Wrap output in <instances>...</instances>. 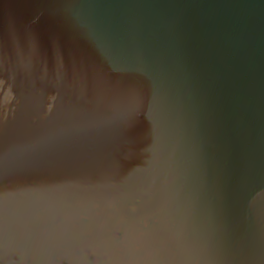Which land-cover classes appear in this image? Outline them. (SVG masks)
Masks as SVG:
<instances>
[{"label":"water","instance_id":"water-1","mask_svg":"<svg viewBox=\"0 0 264 264\" xmlns=\"http://www.w3.org/2000/svg\"><path fill=\"white\" fill-rule=\"evenodd\" d=\"M0 264H264V0H0Z\"/></svg>","mask_w":264,"mask_h":264}]
</instances>
